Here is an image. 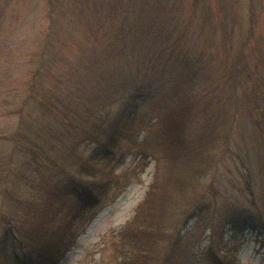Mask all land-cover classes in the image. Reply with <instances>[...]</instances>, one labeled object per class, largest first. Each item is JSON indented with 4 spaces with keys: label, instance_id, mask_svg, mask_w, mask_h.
I'll return each mask as SVG.
<instances>
[{
    "label": "trees",
    "instance_id": "16d2710c",
    "mask_svg": "<svg viewBox=\"0 0 264 264\" xmlns=\"http://www.w3.org/2000/svg\"><path fill=\"white\" fill-rule=\"evenodd\" d=\"M229 2L233 13L237 0ZM75 4L82 16L83 0ZM108 5L109 41L96 58L120 68L133 59L141 77L145 68L149 74L137 83L104 77V97L83 93L79 65L59 51L68 43L67 30L55 22L49 25L39 49L27 61L32 65L31 77L27 97L15 110L19 115L13 135L16 146L0 150V197L3 210L8 209L0 215V224H6L0 236V264H52L62 247L67 248L64 235L71 227L61 224L58 213L50 217L53 202L71 196L69 209L75 211L71 223H75L89 209L118 194L125 187L123 180L131 175L116 151L125 144L141 148L146 163L154 157L157 169L134 216L116 235L119 264H167L179 241L176 228L185 216L195 215L190 201L196 199V182L204 177L203 163L211 161L213 140L209 138L219 125H224L223 130L232 127L244 109L253 137L264 151V32L258 33L259 22L264 25V0H247L248 23L241 27L237 46L225 20L226 9L225 13L221 9L223 19L215 22L210 0H110ZM219 30L226 55L219 62V79L198 89V75L205 80L213 73L203 61V51L193 53L190 48L203 34L209 44ZM234 46L237 49L231 54ZM57 63L65 68L56 73ZM117 95L127 99L120 110L103 112L106 104L117 101ZM155 98L161 101L155 106L157 117L163 118L158 129L151 127L152 117L139 111L140 103ZM139 127L151 137L139 141ZM243 167L251 208L230 212L226 219L235 229L249 226L263 231L264 208L253 188L252 169L248 164ZM22 180H27V195L17 187ZM33 209L50 218L46 223L57 226L51 236L27 241L39 225ZM208 254L214 264H234L226 253Z\"/></svg>",
    "mask_w": 264,
    "mask_h": 264
},
{
    "label": "rangeland",
    "instance_id": "374dc122",
    "mask_svg": "<svg viewBox=\"0 0 264 264\" xmlns=\"http://www.w3.org/2000/svg\"><path fill=\"white\" fill-rule=\"evenodd\" d=\"M76 1L0 0V150H9L16 146L13 135L17 132L19 115L15 110L27 97V80L31 77L32 65L27 61L39 49L40 40L46 36L51 23L55 22L67 30L68 43L66 41L67 45L65 44L59 51L70 57V61L76 66L79 65L83 93L90 96L100 94L104 97L106 91L101 87L104 77L114 81L129 78L137 83L145 78L143 74L146 76L149 74L145 72V68L141 71V77L133 68V59L129 60V63H121L122 69L111 62L97 59L96 56L100 55L109 41L111 15L107 17L109 14L107 8L110 0H83L86 11L82 16L79 14ZM246 3L247 0H237L231 13L229 0H210L215 22L218 23V20L223 19L221 9L223 13L226 9L225 20L229 22L234 45L237 44L241 27L245 28L248 23ZM79 19L82 20L78 24L71 23ZM259 30L264 32L262 21L259 22L258 33ZM194 35L196 36L197 33ZM63 37L62 35L61 38ZM221 37L219 30L211 37L212 44H208L203 34L201 38L194 40L198 44L190 48V52L193 53L203 51L205 57L203 61L210 64L209 68L213 73L209 78L211 81L204 80L202 75H198V89L207 87L213 83L212 81L219 79V62L222 58H226L224 48L219 42ZM236 46L231 50V54H235ZM211 57L213 61H210ZM56 68L57 70L54 71L57 73L58 70L65 68V65L57 63ZM75 73L79 77L76 71ZM214 95H216L215 91L210 97L213 98ZM218 100V97L214 98L215 105ZM126 101L127 99L119 96L117 101L106 104L103 112L115 114ZM159 102L161 101L155 98L154 101L140 103L139 106L142 116L147 115L148 119L152 117L153 129H158L163 120L159 114L157 117L159 110H156L155 106L159 105ZM194 105L196 108L197 104ZM25 107L27 110V104ZM239 113L232 127L223 130L224 125H219L211 135L212 138H209L214 142L212 145L209 144L211 161L203 163L206 170L204 177L195 184L196 199L191 200H194L193 203L187 200L190 201L192 210L196 212L192 217L185 216L178 225L179 229L176 228L179 241L176 250L175 245L172 248L175 253L171 262L167 264H214L209 258L207 259L209 252L226 253L228 260H233L234 264H264V230L249 226L235 229L229 219H226L230 212L251 208V196L246 190L247 174L244 164H248L252 169L253 188L264 208V151L259 147L260 141H256V137H253L254 131L248 113L244 112V109ZM136 136L139 141L151 137L142 127L138 128ZM116 151L117 155L125 160V167H129L131 171V175L123 180L125 187L118 194L89 209L75 223H71L75 214V211L69 209L73 203L71 196H63L57 203L53 202L52 210H49L50 217L58 213L60 219L62 218L61 224L71 227L64 235L67 248L62 247L60 255L55 257L52 264H119L121 261V254L117 251L119 243L116 235L134 216L138 205L145 198L155 176L157 160L149 157L146 163L142 160V149L127 144ZM21 159L22 157L15 162L22 161ZM17 184L21 192L27 195V180ZM1 199L2 197H0V215L8 212V209L3 210L4 204ZM182 203L181 197L180 204ZM32 211H35L36 216L33 217L39 225L32 237H27V241L49 237L57 226L56 222L46 223L45 221H50V218L39 216L40 210ZM3 232H6V224H0V236ZM18 251L21 253L23 250Z\"/></svg>",
    "mask_w": 264,
    "mask_h": 264
}]
</instances>
